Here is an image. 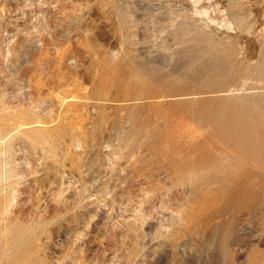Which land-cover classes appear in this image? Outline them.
<instances>
[{
	"label": "rangeland",
	"instance_id": "1",
	"mask_svg": "<svg viewBox=\"0 0 264 264\" xmlns=\"http://www.w3.org/2000/svg\"><path fill=\"white\" fill-rule=\"evenodd\" d=\"M0 264H264V0H0Z\"/></svg>",
	"mask_w": 264,
	"mask_h": 264
}]
</instances>
